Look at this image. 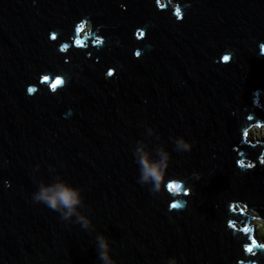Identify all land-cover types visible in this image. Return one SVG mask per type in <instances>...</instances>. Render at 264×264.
Returning a JSON list of instances; mask_svg holds the SVG:
<instances>
[{
    "label": "water",
    "instance_id": "1",
    "mask_svg": "<svg viewBox=\"0 0 264 264\" xmlns=\"http://www.w3.org/2000/svg\"><path fill=\"white\" fill-rule=\"evenodd\" d=\"M260 92L264 0H0V264H101L99 232L118 264H264L235 209L264 217ZM145 124L172 151L157 194L132 154ZM50 165L94 232L32 202Z\"/></svg>",
    "mask_w": 264,
    "mask_h": 264
},
{
    "label": "clouds",
    "instance_id": "2",
    "mask_svg": "<svg viewBox=\"0 0 264 264\" xmlns=\"http://www.w3.org/2000/svg\"><path fill=\"white\" fill-rule=\"evenodd\" d=\"M145 127V136L136 141L132 153L138 165L137 183L147 187L151 194H157L161 191L163 178L171 165L172 151L164 144L153 147L149 138L159 139L157 130L146 124ZM172 141L173 150L177 153H187L193 149L192 142L183 136L174 137ZM40 168L39 164L36 165L33 169L34 174H38ZM48 171L52 177L50 181L40 179L37 175V188L32 193V202L43 204L59 213L60 219L65 222L78 224L82 229L94 232L93 220L85 211L83 190L64 179L56 167L50 165ZM95 244L101 264H118L112 254V240L107 234L97 233ZM164 264H180V258L168 257Z\"/></svg>",
    "mask_w": 264,
    "mask_h": 264
},
{
    "label": "rangeland",
    "instance_id": "3",
    "mask_svg": "<svg viewBox=\"0 0 264 264\" xmlns=\"http://www.w3.org/2000/svg\"><path fill=\"white\" fill-rule=\"evenodd\" d=\"M90 31H91V22L89 21L86 24V26H85V28H84V30L80 36H85L86 32L88 35V33ZM260 97H261V103H259V104L256 103V104L258 106L262 105V108L264 109V92H262ZM262 140H264V126L253 125L252 129L250 130V134L247 136V142L249 144H254V143L258 144V143L262 142ZM261 157L264 158V152H263V156H261ZM243 208H246V205H244V204H237L236 205L237 210H241ZM246 213L249 216V221H251V227L254 226L256 231H258L257 234L260 236L258 238V241L261 244L260 246H264V237L263 238L261 237V235H262L261 232L264 233V217H261V215L258 213V211L254 210V209L246 210ZM244 223H247V221L245 220ZM245 225H247V224H245ZM239 228H241V227L239 226Z\"/></svg>",
    "mask_w": 264,
    "mask_h": 264
},
{
    "label": "trees",
    "instance_id": "4",
    "mask_svg": "<svg viewBox=\"0 0 264 264\" xmlns=\"http://www.w3.org/2000/svg\"><path fill=\"white\" fill-rule=\"evenodd\" d=\"M168 1H169V0H163V1L161 0L162 3H167ZM90 32H91V31H90ZM90 34H91V33H90ZM262 142H263V143L259 144L258 148H257L254 152H258V153H261V154L264 152V140H262ZM256 146H257V145H255V146H253V147H256ZM260 157H261V155H260ZM263 159H264V158L261 157V159H260V162H261V163H263V162H262ZM250 161H252V163H255V161L257 162V160H250ZM252 163H251V164H252ZM261 233H262L261 237L263 238V237H264V233H263V232H261Z\"/></svg>",
    "mask_w": 264,
    "mask_h": 264
},
{
    "label": "snow or ice",
    "instance_id": "5",
    "mask_svg": "<svg viewBox=\"0 0 264 264\" xmlns=\"http://www.w3.org/2000/svg\"><path fill=\"white\" fill-rule=\"evenodd\" d=\"M137 55H139V54H137ZM109 75H111V73H109ZM57 83H61L60 81H58ZM169 187L171 188V187H178V186H175V185H169ZM175 207H178L177 205H173V208H175ZM248 251L249 252H251L252 251V249L251 248H249L248 249Z\"/></svg>",
    "mask_w": 264,
    "mask_h": 264
},
{
    "label": "bare ground",
    "instance_id": "6",
    "mask_svg": "<svg viewBox=\"0 0 264 264\" xmlns=\"http://www.w3.org/2000/svg\"><path fill=\"white\" fill-rule=\"evenodd\" d=\"M238 204H243V203H238ZM243 209H247V208H243ZM248 210H249V209H248ZM253 233H254V236H257L255 232H253Z\"/></svg>",
    "mask_w": 264,
    "mask_h": 264
}]
</instances>
